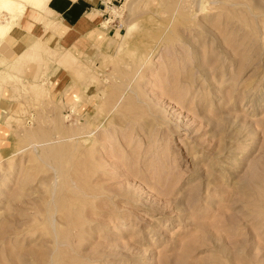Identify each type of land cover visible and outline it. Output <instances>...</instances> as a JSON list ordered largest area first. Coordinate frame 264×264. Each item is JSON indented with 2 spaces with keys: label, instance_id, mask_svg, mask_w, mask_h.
<instances>
[{
  "label": "rangeland",
  "instance_id": "rangeland-1",
  "mask_svg": "<svg viewBox=\"0 0 264 264\" xmlns=\"http://www.w3.org/2000/svg\"><path fill=\"white\" fill-rule=\"evenodd\" d=\"M197 2L113 0L68 83L16 68L0 264H264V0Z\"/></svg>",
  "mask_w": 264,
  "mask_h": 264
},
{
  "label": "crops",
  "instance_id": "crops-1",
  "mask_svg": "<svg viewBox=\"0 0 264 264\" xmlns=\"http://www.w3.org/2000/svg\"><path fill=\"white\" fill-rule=\"evenodd\" d=\"M93 7L104 11V5L99 3V0H95L94 4L88 3L87 0H78L75 5L72 0H51L49 8L53 12L49 10L46 0H43L32 5L34 10L28 12L24 18L17 16V24L13 26V30L0 39V120L16 106L15 100L9 96L15 94L9 82L10 77L15 75L16 68L20 67L22 71L20 78L33 80L30 73L33 74L35 70L33 65L36 58L44 57L43 52L50 51L49 56L45 57L49 62L47 77L52 82L63 77L68 83V70L63 67L68 65V47L74 56H78L96 43L101 32L106 37L115 33L113 26H100L103 16L99 13L85 15V12ZM17 11L18 8L10 12L15 14ZM58 50L60 53H54ZM57 58L61 59L60 68L56 66ZM5 89L11 90L12 93L5 94Z\"/></svg>",
  "mask_w": 264,
  "mask_h": 264
},
{
  "label": "clouds",
  "instance_id": "clouds-1",
  "mask_svg": "<svg viewBox=\"0 0 264 264\" xmlns=\"http://www.w3.org/2000/svg\"><path fill=\"white\" fill-rule=\"evenodd\" d=\"M43 0H0V39H2L4 36L9 35V33L13 30L11 27L12 23L15 22L17 17L15 15L9 16V12L12 9L16 8H23L24 9V16H27L28 12L34 10L32 8V5L41 3ZM88 3L94 4L95 0H87ZM47 6L49 8V4L51 3V0H46ZM78 3V0H72V4L75 5ZM99 3L104 5V11H100L96 7H93L89 11L85 12V15H91L92 13H99L100 16H105L107 14V19L101 20L102 27L107 28L110 24L115 23L117 18L112 17L110 14H108V8H117L113 4V0H99ZM50 11H53L49 8ZM54 12V11H53ZM57 16H61L59 13H56ZM62 18V16H61ZM7 19V23H3ZM137 26L132 25L128 31H132Z\"/></svg>",
  "mask_w": 264,
  "mask_h": 264
},
{
  "label": "bare ground",
  "instance_id": "bare-ground-1",
  "mask_svg": "<svg viewBox=\"0 0 264 264\" xmlns=\"http://www.w3.org/2000/svg\"><path fill=\"white\" fill-rule=\"evenodd\" d=\"M203 2H205V0H199V3L197 2V4H199V9L200 10H204L206 9L205 5L203 4ZM195 3V2H194ZM196 4V6H197ZM195 5V4H194ZM188 7V6H187ZM17 15L16 16H24V9L23 8H19L17 11Z\"/></svg>",
  "mask_w": 264,
  "mask_h": 264
}]
</instances>
